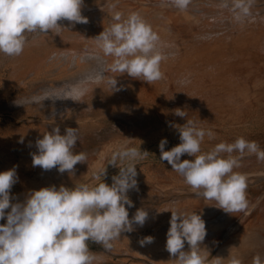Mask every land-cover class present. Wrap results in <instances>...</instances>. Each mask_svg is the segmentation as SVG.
I'll use <instances>...</instances> for the list:
<instances>
[{"label": "bare ground", "instance_id": "bare-ground-1", "mask_svg": "<svg viewBox=\"0 0 264 264\" xmlns=\"http://www.w3.org/2000/svg\"><path fill=\"white\" fill-rule=\"evenodd\" d=\"M221 3L222 0H191L187 9L181 11L167 0H84L82 15L88 18L87 23L62 20L58 33L38 32L23 53L13 57L16 60L12 68L13 85L22 93L16 102L20 108L17 118L21 121V130L11 139L1 138L0 145L11 143L12 146L13 141L17 146L22 145L20 149L26 148L35 154L38 153L34 150L36 141L44 134L56 127L61 134L69 127L85 134L90 124L95 123L94 119L89 123V114H101L129 125H125L127 130L123 131L122 140L128 147L133 144L130 142L148 147L145 144L155 139L151 137L155 131L163 133L164 129L179 144L178 127L190 119L214 133L213 139L205 136L202 153L240 137L255 141L263 148L264 0H253L251 15L243 21H237ZM117 12L125 18L138 13L160 36L163 52L168 56L161 64L163 79L148 84L126 73L110 71L113 58L103 56L94 38L114 22ZM43 42L48 45L44 44L46 47L40 48L41 51L34 50ZM53 43L56 47L51 48ZM109 79H117V90L108 83ZM76 94H80L79 101L69 98ZM177 108L187 116H177ZM143 131H148L149 136H140ZM111 135L104 139L108 141ZM80 140L85 141L83 137ZM159 141L156 138L153 143ZM185 159L194 157L184 154L181 160ZM240 164L234 171L247 178L248 208L232 214L216 207L214 201L197 196L167 161L148 165L149 170L153 169L151 174L148 172V183L145 181L142 185L139 179L136 187L137 193H141L137 200L145 205L148 217L143 226L133 225L132 235L121 234L117 245V252L122 255L119 264H177L166 249L172 211L186 215L197 213L205 221L207 234L199 251L207 257L206 264H231L233 258L240 264H253L256 255L264 261V162L255 155L245 154ZM61 180L64 181L63 177ZM147 236L153 237V242L141 245L140 241ZM185 250H189L187 242Z\"/></svg>", "mask_w": 264, "mask_h": 264}, {"label": "clouds", "instance_id": "clouds-1", "mask_svg": "<svg viewBox=\"0 0 264 264\" xmlns=\"http://www.w3.org/2000/svg\"><path fill=\"white\" fill-rule=\"evenodd\" d=\"M175 8L187 9L191 0H167ZM84 0H0V53L20 56L30 33H48L62 27L59 23H87L82 15ZM253 0H222L221 7L229 9L237 21L251 15ZM114 22L97 35V49L105 57H112V73L127 74L134 79L153 84L164 78L161 64L168 59L163 52L160 36L138 13L126 18L119 12ZM108 83L116 89L117 79ZM79 95L69 97L79 101ZM175 114L187 113L179 108ZM181 143L165 150L167 139L159 144L160 159L180 174L197 196L214 201L227 213L244 212L248 208L247 178L234 171L247 153L264 162V149L255 141L237 138L233 143L221 142L202 153L201 145L211 130H205L188 119L178 127ZM79 136L69 127L61 134L56 127L36 141L38 153L33 154V167L45 171L57 168L63 174L74 173L78 163L87 161L85 153L74 152ZM227 154L224 156L222 154ZM233 153H238L234 156ZM187 154L194 159L181 160ZM148 155L136 147L121 146L111 164L119 167L113 183L79 184L72 188L61 185L33 190L23 202H12L11 189L17 183L16 169L0 172V264H96L98 257L89 248L93 242L111 250L114 241L123 232L133 231V225L143 226L148 213L138 209L130 218L128 208L133 206L127 193L137 187L136 162ZM119 161V163H118ZM106 171L96 174L105 176ZM126 205L128 207H126ZM10 209V211H7ZM206 225L201 215H186L172 211L167 232L166 249L177 264H206L207 257L199 249L206 237ZM153 237H144L141 245L150 244ZM189 250H185V243ZM231 264H240L233 258ZM253 264H264L256 255Z\"/></svg>", "mask_w": 264, "mask_h": 264}, {"label": "rangeland", "instance_id": "rangeland-1", "mask_svg": "<svg viewBox=\"0 0 264 264\" xmlns=\"http://www.w3.org/2000/svg\"><path fill=\"white\" fill-rule=\"evenodd\" d=\"M32 34H33V37H32ZM36 34H39V33L36 32V33L28 34L27 41L31 42L33 40V38L36 36ZM41 39L43 40L44 38L40 37V40ZM44 44H46V42L45 43L43 42L40 45L41 47L39 46V47H37L34 50L37 51L40 48L43 49L44 47H46V45H48V44H46V45H44ZM33 45H36V44L33 43ZM50 46H52L51 48H53L54 46L56 47V44L53 43V45H50ZM41 49H40V51H41ZM0 57L2 58V60L0 61V143H1V142H3L2 140L5 139L4 138L5 136H6V138L11 139V136L12 137L16 136L18 130H21V121H19L18 118H17V112L19 111L20 108H17L18 106H17L16 102H18V100H19L18 97H20V94H22V93L19 92L18 88L13 85L14 82H15V77L13 78V76H12V70H13L12 68L16 64L15 63L16 60H14L13 57H8V56H6V55H4L2 53H0ZM54 83L56 84V82H54ZM30 87L31 86H29L28 88L30 90H32ZM27 91H28V89H27ZM39 91H40V89H39ZM88 118H89V121H90L89 123H92L93 119L95 120V123H93L94 125L90 124L91 127H89V128H92V129L87 128L88 132L85 131V134H84V132H81V131L78 132L79 130L77 131L78 136L80 138L83 137L86 142L85 141L83 142L79 138L80 142L77 141V144H76L77 146H75V149H74V152H76V153H80V152H83L85 154L87 153L86 154L87 161L82 162V163H78L75 166L74 173L71 174V175L67 171L64 172L63 175H66L65 176L66 179L64 178V176L61 173L59 174V171H57L58 170L57 168H53L52 170H55L58 173L54 172V171L52 173V170L45 171V170H43L42 168H40L38 166L37 167H33V164L31 163L32 161L30 160L31 158H33L32 157L33 154L29 153V151L26 148L20 149V147H22V145L18 144V146H17V143L13 142V141H12V146H11V143L9 145L7 144L10 147L5 146L3 144L0 145V147H1L0 149H2V150H0V172L15 168L16 169V173L18 175V179H19V180H17V183H15L13 185L12 189H11V195H12V202L13 203L23 202L27 198V196L34 189L35 190H39L40 188H43L41 186V184L42 185L43 184H47V183L48 184L49 183L52 184V183L55 182V184H53V185H55L56 187L58 185L59 186H61V185L64 186V184H65L66 187L72 188L75 185H79V184L95 185V184H98V183L104 182V181L107 184H109V185H111L113 183V179L112 178L119 174L120 169H119L118 166L111 164V160H112V157L115 154L116 150L119 149L121 147V145L125 146V144L123 143L122 140L124 138L123 137L124 136V132L127 130L126 126H129V125H126V123H124L122 121H121L122 122L121 123L117 119H113L112 117L109 118L108 116H103L101 114H100V116L99 115L95 116V114H93V115L89 114ZM162 131H163V133L162 132L161 133H156L157 131H155V133L151 136L152 138H155V139L147 141L148 143L146 142V144H145V145H148V147L143 148L144 147L143 144L142 145L141 144L140 145H135V142H130V143H133V144H131V147H136L137 149H140V150L143 148L141 151H147L148 152V155L145 158H143L142 160H138L136 162V168H137L136 179H138L137 181H139V179H140L139 183L142 182L141 183L142 185H143V183L145 181H147L146 183H148V180H149L148 179L149 178L148 172L150 171L149 173L151 174L152 173L151 171L153 170V169L149 170L147 166L148 165H152L155 162H159L161 160L160 159L161 152H160V148H159L160 141L158 143H153L156 140V138H160L161 140L162 139H167V144L165 145V150L166 151L167 150H171L174 146L178 145L177 144L178 140L176 141L175 139H172V138L168 137L167 129H164ZM146 132H148V131H143V133L140 134V136L142 135V136L148 137L149 133H146ZM116 133L117 134L119 133V135H117ZM110 134H112L110 136L111 140L108 139V141H106L105 140L106 138L104 139V137H107ZM101 135H102L103 138L100 137ZM118 136H120L122 139L120 137H118ZM1 138H2V140H1ZM141 139L144 140L145 138H141ZM263 140H264V138H263ZM263 140H261L262 144L264 143ZM180 142H181V140H180ZM5 147L8 148V150ZM154 147H156V148L154 149ZM36 149H34V150L38 151V148H36ZM261 149H264V147L261 148ZM85 151H87V152H85ZM152 161L154 163H152ZM93 162L95 163V165H96L95 168L97 167V169L92 167V166H94V165H91V164H94ZM83 163L86 164V165H84ZM87 163H88V165H90L89 167H88ZM118 163H119V161H118ZM81 167H82V169H80ZM144 167H146L147 169L144 168ZM79 169L82 170V171H80ZM77 170L80 171V172L77 173L78 172ZM101 171H106V175L104 177L100 176V178L98 180L96 178V174L101 172ZM143 171L146 172V173H144ZM48 172H49V174H51V176H48L49 175V174H47ZM56 174H58V175H56ZM143 174H144V176H143ZM53 175H54V177H52ZM60 175L63 177L64 181L61 180L62 177ZM139 175H141V176H139ZM19 176H21V177H19ZM57 176H60V177H57ZM140 177H142V179ZM53 178H55V179H53ZM91 178H93V179H91ZM143 178H145V179H143ZM59 179H60V182H59ZM22 180L26 181L25 182L26 185H24L25 183ZM56 180H58V183H56L57 182ZM65 180H67V182H65ZM39 182H41V183H39ZM37 184L39 185L40 188L38 186H36ZM27 185L28 186L31 185V187L30 186L28 187ZM33 186H34V188H33ZM59 186H58V188H59ZM137 189L138 188H136L134 190L130 189V191L132 190L131 192L135 191V192H133L135 197L133 196V194L130 191H128V193H127L128 197H130V195H131V197L129 199L132 202H134L133 206L128 208L129 217L130 218H132L134 216V214L136 213V210H138L140 208L141 209L143 208V210L145 209V205L141 203V200H139L140 197H141V193L140 192L137 193ZM25 192L26 193L28 192V194H26ZM136 194L137 195L140 194V196L139 195L137 196ZM138 197H139V199H138L139 201L137 200ZM134 199L137 200V202ZM137 205H138V208H137ZM139 205H140V207H139ZM142 206H144V207H142ZM126 207H128V206L126 205ZM7 211H10V209L6 210V212ZM131 214H133V216H131ZM6 221H7L6 218L0 220V224L6 223ZM133 232L130 231V232H127V234L128 235L129 234L132 235ZM120 240H121V238H119V239H117L116 241L113 242L115 245L113 246V248L111 250H105L101 245L93 243V242H90L89 243L90 250L96 254V256L98 257V260L100 259V262L97 261L96 264H119L120 263L119 260L121 261V259H122V255L117 252V245L119 244ZM114 249H116V251H114ZM102 256L105 259V263H104V259L102 258ZM99 257H101L102 259L99 258ZM106 258H107V260H106ZM108 259H109V261H108ZM126 264H131V263L127 262Z\"/></svg>", "mask_w": 264, "mask_h": 264}]
</instances>
